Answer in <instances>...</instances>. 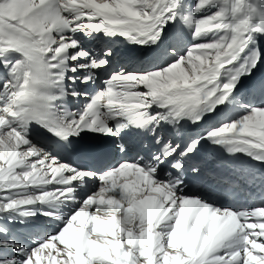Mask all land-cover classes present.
I'll return each instance as SVG.
<instances>
[{
  "label": "snow or ice",
  "instance_id": "6c2138e0",
  "mask_svg": "<svg viewBox=\"0 0 264 264\" xmlns=\"http://www.w3.org/2000/svg\"><path fill=\"white\" fill-rule=\"evenodd\" d=\"M181 26L192 43L164 46ZM101 36L106 47L84 46ZM117 38L147 66L113 68ZM261 41L264 0H0V219L58 222L30 245L0 226V264H264V172L258 201L224 206L193 191L202 166L187 164L207 143L264 169ZM205 122L183 143L158 134ZM133 128L155 149L112 163L111 143ZM65 145L94 166L63 161Z\"/></svg>",
  "mask_w": 264,
  "mask_h": 264
},
{
  "label": "bare ground",
  "instance_id": "6f19581e",
  "mask_svg": "<svg viewBox=\"0 0 264 264\" xmlns=\"http://www.w3.org/2000/svg\"><path fill=\"white\" fill-rule=\"evenodd\" d=\"M108 41L104 37H99L95 40H86L85 47H91L96 49L104 48L108 45ZM192 43V38L190 30L184 26H181L178 29H168L167 35L165 38V46L174 45L178 50L183 51L184 48ZM260 46L264 47V41L260 42ZM111 47L114 49L115 55L112 57V67L117 68L123 66L125 69L131 70L134 68H139L142 66H147L146 63H137L138 59L142 56H147L148 53L145 50L140 49L138 46H133L123 41L122 38H117V43L111 44ZM149 58V57H148ZM71 75V73H69ZM106 78L105 73H101V79ZM254 80L264 79V65H260L259 68L255 71ZM247 82V81H246ZM79 89H84V85H77ZM96 87H103L97 81ZM71 88V85H69ZM87 90L91 92L93 86H87ZM83 100H74L72 97H67L65 104L66 107L72 111H76L82 107ZM207 125V122L201 124L199 127L194 125H188V128L184 130L183 137L178 136L175 131L167 125H164L158 130V134L163 136L166 140L172 139L175 141L186 142L189 136H195L200 133ZM45 134H48L44 131ZM86 138H92L94 134L85 133L83 134ZM128 136L131 139V144L134 142L144 141V147L142 149V155H147L150 151V147L155 149V145L152 141V133L146 132L141 129H128L125 130L122 134V137L119 140H115L111 143V147L116 149V144L122 143V139ZM99 139H111L106 137H99ZM147 146V147H146ZM213 146L203 143L200 147L199 152L192 160L188 161V166H191L193 163L200 161L202 166V173H205L206 177L209 180V185L213 184V188L210 190V186L205 187L202 190L204 195H212L214 200L218 204L226 203V206L240 207L244 205L251 206L254 201H258L261 197V190L258 186V182L254 177L257 172H264V169L253 168L251 167V162L248 161L246 157L241 156L239 159H233L228 156L226 152L221 149L220 153L216 158L212 156ZM128 153V150L125 154ZM122 153L116 154V159H122ZM66 162H70L67 160ZM244 168H247L248 173L244 174ZM212 169V174H207L206 171ZM254 172V176L252 173ZM52 188L53 186H48ZM95 190V183L89 182L87 188H82L79 190V197H84L87 192ZM196 191H198V186H196ZM37 208L43 207L42 205H36ZM24 220L25 222L21 223L20 221ZM58 223V222H57ZM57 223H52L49 218L44 217L43 215H36L35 217L29 218H18L16 221L0 219V226L8 229L11 236L15 237L20 242L30 245L34 237L37 234H45V230L48 227H52L53 230H56ZM47 227L44 229L43 227Z\"/></svg>",
  "mask_w": 264,
  "mask_h": 264
},
{
  "label": "rangeland",
  "instance_id": "374dc122",
  "mask_svg": "<svg viewBox=\"0 0 264 264\" xmlns=\"http://www.w3.org/2000/svg\"><path fill=\"white\" fill-rule=\"evenodd\" d=\"M44 229H46L47 227L45 226V227H43Z\"/></svg>",
  "mask_w": 264,
  "mask_h": 264
}]
</instances>
